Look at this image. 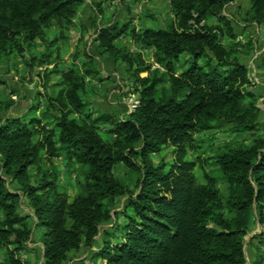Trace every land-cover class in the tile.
Returning <instances> with one entry per match:
<instances>
[{"label":"trees","instance_id":"trees-1","mask_svg":"<svg viewBox=\"0 0 264 264\" xmlns=\"http://www.w3.org/2000/svg\"><path fill=\"white\" fill-rule=\"evenodd\" d=\"M107 1L93 0L82 33L93 36L97 57L123 65L138 105L121 114L92 106L87 80L102 78L96 56L87 51L80 65L72 61L65 69L52 51L30 55L27 65H51L43 72L44 93L35 92L46 99L42 115L50 120L34 114L38 102L23 115L0 116V264H25L20 253L32 228L18 211L20 194L41 228L43 264H65L98 236L101 246L93 256L104 264H245L244 237L256 221L264 224V132L246 66L221 42L235 37L223 15L232 0H167L171 18L162 27L139 28L117 17L100 22ZM82 4L0 0V58L23 57L51 26L67 28ZM244 21L264 23V0H249ZM122 36L152 49L153 62L164 71L152 68L140 51L118 46ZM52 74L60 76L56 90L48 85ZM12 104H0V112ZM216 123L232 134L255 136L249 144H218L204 155L196 136ZM104 126L112 139L103 136ZM165 147L171 161L155 162ZM58 157L76 169L71 197L58 183ZM120 165L124 180L115 174ZM209 165L218 172H207ZM252 238L264 244V234ZM251 264H264V251Z\"/></svg>","mask_w":264,"mask_h":264},{"label":"rangeland","instance_id":"rangeland-1","mask_svg":"<svg viewBox=\"0 0 264 264\" xmlns=\"http://www.w3.org/2000/svg\"><path fill=\"white\" fill-rule=\"evenodd\" d=\"M93 0H83V4L79 7L78 12L72 23L67 27L53 25L45 31L43 40H36L31 49L24 56L10 55L8 58H0V104H6L13 101V104L5 112H0V116L22 114L34 103H39V108L34 114L40 117L44 122L50 118L43 116L42 111L45 109L46 99L43 95L35 97V92L44 93L45 89L43 82L44 69L51 68V65H27L30 55L39 56L41 53L52 51L53 57L58 55L60 67L65 69L74 61L80 65L83 60L82 53L87 51L96 56L98 67L101 71V80H87V89L92 90L94 94L90 97V103L93 107L115 113L129 112L130 104L137 99L135 94L129 87L127 73L124 71L122 64H114L107 56L97 57V48L91 36L83 38L81 20L85 14V7L89 6ZM105 10L103 16H99V21L102 23L110 22L114 17L129 20L131 25L137 28L141 26L162 27L163 24L171 18V8L167 0H124L119 3L118 0H109L102 4ZM249 8V0H232L223 10V15L231 22L233 26L234 38L225 37L221 42L229 49L234 51L235 57L246 66L245 75L249 79L250 85L248 90L252 91L256 96L255 105L259 108L258 124L260 132H264V23L262 24H247L244 21V15ZM126 10L128 15L126 17ZM88 19H92V17ZM215 19H208L209 24H215ZM129 37V36H128ZM130 38V37H129ZM131 39V38H130ZM52 43V44H50ZM115 43L120 47H125L130 52L140 51L144 60L147 63H152V68H159L162 72L164 69L157 63L153 62L152 49H143L141 45L134 43H125L122 39H117ZM77 54V58L73 59V55ZM183 60V56L181 61ZM67 64V67L63 65ZM176 73L181 69L177 68ZM146 72L141 73V76H146ZM58 74L50 75L48 85L50 90H56L54 83L59 81ZM50 113H54L51 111ZM103 136L112 139L113 136L106 132L107 127L104 126ZM255 133H240L232 134L227 131V127L223 123H216L212 130L203 131L197 134V138L201 141L204 155L212 153L213 147L218 144H249L254 138ZM163 158L164 161H171V148L165 147L161 152L153 156L154 161ZM190 158V155L187 156ZM54 163L58 169V183L66 190L71 197L76 190V169L75 167H67L65 160L62 157L54 159ZM207 172L216 174L218 167L209 165L206 168ZM29 173L31 179H34L33 170ZM194 173L200 182L204 181L203 170L199 167L194 169ZM115 174L121 180H124L125 168L123 165L115 169ZM218 188L222 193H226V186L223 183L218 184ZM25 195L20 194L19 201L24 211H27V204L23 203ZM264 234V224L261 225L256 221L254 230L245 236V240L251 242L254 234ZM98 239V238H97ZM244 240V242H245ZM259 240V238H256ZM247 245V243H246ZM263 247L264 244L260 243ZM27 249V248H26ZM25 249V250H26ZM247 250V249H246ZM253 250V249H252ZM24 251V250H23ZM22 253V252H21ZM22 261L27 264L23 256ZM3 261V252L0 253V262Z\"/></svg>","mask_w":264,"mask_h":264},{"label":"crops","instance_id":"crops-1","mask_svg":"<svg viewBox=\"0 0 264 264\" xmlns=\"http://www.w3.org/2000/svg\"><path fill=\"white\" fill-rule=\"evenodd\" d=\"M85 14L87 16H85V17L82 16L83 18L81 20V23H82L81 27H83V26L87 27L90 25L91 19H88V18H89V16H90V18L92 17V13H91V8L89 6H87V8L85 7ZM125 15L127 17V15H128L127 10H126ZM120 20H124V19H120ZM92 37L93 36H91L90 38H92ZM83 38L86 39V35ZM120 39L124 40L125 43H127V42L131 43L132 42V40L128 36H122V37H120ZM94 46H95V48H97L96 42H94ZM140 47H142V46H140ZM66 65L67 64L63 65V67H67ZM26 111H24L22 114H18L17 116L25 114ZM21 202L22 201H19L18 211L23 215H28L27 222L32 228L31 240L28 243L27 249L22 251L21 256H23V258L27 262V264H43V258H42L43 250H42L41 242L39 240L40 234H41V228H36L34 225L35 220L33 217L32 208L29 206L27 198L25 197V199L23 201V203L25 202V204H27L26 205L27 209H28L27 211L23 210ZM97 238H96L94 245L90 249H86V248L80 249L77 253L71 255L65 264H104V260H101L100 258L93 256V253L101 246V236H98ZM246 243H247V245H246ZM260 251H264V246L262 247L260 245L259 240H256V238L251 239V242L245 240V243H244V254H245V258H246L245 264H251V262L257 256L260 255ZM1 252L2 251H0V253Z\"/></svg>","mask_w":264,"mask_h":264},{"label":"built area","instance_id":"built-area-1","mask_svg":"<svg viewBox=\"0 0 264 264\" xmlns=\"http://www.w3.org/2000/svg\"><path fill=\"white\" fill-rule=\"evenodd\" d=\"M137 105H138V99L132 101V103L130 104L129 111H133Z\"/></svg>","mask_w":264,"mask_h":264}]
</instances>
